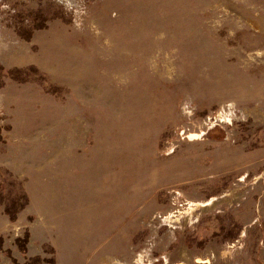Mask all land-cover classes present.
<instances>
[{
  "label": "rangeland",
  "instance_id": "374dc122",
  "mask_svg": "<svg viewBox=\"0 0 264 264\" xmlns=\"http://www.w3.org/2000/svg\"><path fill=\"white\" fill-rule=\"evenodd\" d=\"M180 263L264 264V0H0V264Z\"/></svg>",
  "mask_w": 264,
  "mask_h": 264
},
{
  "label": "bare ground",
  "instance_id": "6f19581e",
  "mask_svg": "<svg viewBox=\"0 0 264 264\" xmlns=\"http://www.w3.org/2000/svg\"><path fill=\"white\" fill-rule=\"evenodd\" d=\"M236 160H237V159H236ZM242 181H243V180H242ZM250 195H252V194H250ZM214 200H215V198L213 197V198H212V201L208 202L207 204H202L201 206H202V207L210 206V205L213 204ZM198 204H199V203H198Z\"/></svg>",
  "mask_w": 264,
  "mask_h": 264
},
{
  "label": "water",
  "instance_id": "95a60500",
  "mask_svg": "<svg viewBox=\"0 0 264 264\" xmlns=\"http://www.w3.org/2000/svg\"><path fill=\"white\" fill-rule=\"evenodd\" d=\"M191 138L195 139V138H197V136H191ZM180 264H181V263H180Z\"/></svg>",
  "mask_w": 264,
  "mask_h": 264
}]
</instances>
